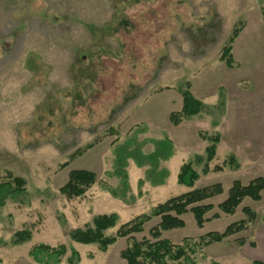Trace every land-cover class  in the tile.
Instances as JSON below:
<instances>
[{
    "label": "rangeland",
    "instance_id": "rangeland-1",
    "mask_svg": "<svg viewBox=\"0 0 264 264\" xmlns=\"http://www.w3.org/2000/svg\"><path fill=\"white\" fill-rule=\"evenodd\" d=\"M261 8L264 0H0V182L21 177L26 189L0 205V264H40L28 255L36 244L66 247L55 264H69L72 250L78 254L75 264H126L120 256L126 238L103 252L73 241L69 233L84 229L97 215L115 214V226L105 231L114 234L124 222L188 191L176 179L187 160L199 174L193 188L222 185V194L206 201L214 206L233 180L264 179ZM239 22L244 27L232 43L235 64L229 68L220 53ZM185 82L204 107L173 125L168 115L180 110L177 90ZM202 132L218 133L221 142L207 172L205 162L195 159L204 157L210 143L202 140ZM164 136L175 152L158 164L168 173L163 184L153 185L146 175L149 166L138 167L130 158L123 190L112 174L115 147L128 142L130 149L149 153L152 140ZM231 154L238 167L227 163L213 170ZM71 169L96 176L80 198L59 192ZM243 206L256 213L252 226L200 248L192 258L196 264H251L252 256L264 250L260 243L257 253L249 248L250 235L264 227V189L260 200L244 198L232 215L214 208L206 216L217 212L219 217L202 229L190 213L184 214L185 226L162 237L180 244L187 237L222 231L243 217ZM157 222L158 217L150 219L132 236L149 237ZM23 228L31 230V239L14 245V233ZM237 238L246 243L239 246Z\"/></svg>",
    "mask_w": 264,
    "mask_h": 264
},
{
    "label": "trees",
    "instance_id": "trees-1",
    "mask_svg": "<svg viewBox=\"0 0 264 264\" xmlns=\"http://www.w3.org/2000/svg\"><path fill=\"white\" fill-rule=\"evenodd\" d=\"M261 15L264 19L263 8H261ZM243 27L244 24L239 22V25L233 28L227 42L221 49L220 60L229 68L235 64L231 54L232 43ZM177 92L181 96L182 104L180 110L171 112L168 115L169 121L173 125H177L184 119H189L201 113L202 107H204L202 101L191 93L188 82H185L184 87L177 90ZM200 137L210 143L204 149V157L196 155L195 159L198 164L205 162L203 171L207 172L208 163L216 155L219 135L218 133L210 135L207 132H202ZM98 140L96 139L82 149L76 150L62 166H67L75 156H80L83 152L92 148ZM152 141L154 148L149 153H142L139 149H130L128 142L115 147L112 174L118 178L123 190L128 188L125 167L127 166V160L130 158L134 160L138 167L149 166L146 175L153 185L163 184L168 173L166 169H159L158 164L161 160H167L172 157L175 147L172 140L166 136ZM227 163H233L235 167H238L236 157L231 154L223 160L221 166H214L213 170L216 172L221 171L222 167ZM198 177L199 174L193 168L191 161L187 160L179 166L176 179L177 183L188 188V191L169 197L165 201L157 203L149 213L139 214L124 222L114 234H106L105 231L115 226L117 216L115 214H101L95 216L91 224L84 229L76 228L72 230L69 236L73 241L80 244H94L98 250L103 252L118 239L126 238L127 245L120 252V256L126 264H180V260L184 264H196L192 256L197 250L247 230L256 219V213L251 208L243 206L241 208L243 217L228 224L222 231L207 232L197 238L187 237L180 244H173L168 239L163 238V232L184 227L185 223L182 216L187 213L193 216L195 225L198 228H202L205 222L219 217L217 212H213L211 216H206L214 208L223 215H232L241 205L244 198H249L253 201L260 200L261 192L264 189V179L261 176L252 178L246 184H242L235 179L228 188L226 197L214 206L206 201L221 195L223 192L222 185L214 183L200 188H193ZM95 181L94 172L87 169H71L67 174L66 182L59 188V192L67 199L80 198ZM103 189L107 190L113 197L122 198V194H118V191L110 189V187H103ZM25 191L24 179L17 176H9V179L0 182V205H3L8 197L22 194ZM154 217H158V222L148 230L149 237L137 240L132 236L134 233L143 231L144 224ZM261 220L264 224V214L261 216ZM31 237V230L23 228L14 233L13 244H23L28 242ZM236 242L239 246H242L246 240L237 238ZM249 245L254 246V242L250 241ZM65 253L66 247L63 244L55 247L46 244H36L30 248L28 255L33 261L40 264H49L48 258H54V261L50 264H55ZM77 259V252L72 250L68 263L75 264ZM170 261L171 263H169ZM211 264L222 263L213 260ZM251 264H264V262L253 259Z\"/></svg>",
    "mask_w": 264,
    "mask_h": 264
},
{
    "label": "crops",
    "instance_id": "crops-1",
    "mask_svg": "<svg viewBox=\"0 0 264 264\" xmlns=\"http://www.w3.org/2000/svg\"><path fill=\"white\" fill-rule=\"evenodd\" d=\"M221 144V142H219V144H217V148L218 146ZM216 153H217V149H216ZM216 157V155H215ZM206 223V222H205ZM204 223V224H205ZM185 226V225H184ZM204 226V225H203ZM252 226V225H251ZM250 226V227H251ZM249 227V228H250ZM203 228V227H202ZM200 228V229H202ZM248 228V229H249ZM253 228V227H252ZM247 229V230H248ZM258 230L255 231L252 235H250L251 237H253V242H254V246H250L249 245V248H252L254 249V252H258V248H259V243L261 244V247H264V227H262V229H259L257 228ZM246 231V230H245ZM255 235V236H254ZM259 236V237H258ZM250 242V241H249ZM246 243V242H245ZM243 246V245H242ZM253 259H257V260H260L262 262H264V250L262 251H259L258 255L255 257V256H252ZM252 259V260H253Z\"/></svg>",
    "mask_w": 264,
    "mask_h": 264
}]
</instances>
